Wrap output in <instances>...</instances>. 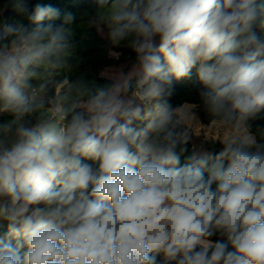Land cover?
<instances>
[{"label":"clouds","instance_id":"1","mask_svg":"<svg viewBox=\"0 0 264 264\" xmlns=\"http://www.w3.org/2000/svg\"><path fill=\"white\" fill-rule=\"evenodd\" d=\"M9 3L0 264H264V0H92L81 18L133 74L65 76L47 101L39 69L72 71L77 16ZM194 69L197 109L174 106ZM200 111L218 135L189 154Z\"/></svg>","mask_w":264,"mask_h":264},{"label":"trees","instance_id":"2","mask_svg":"<svg viewBox=\"0 0 264 264\" xmlns=\"http://www.w3.org/2000/svg\"><path fill=\"white\" fill-rule=\"evenodd\" d=\"M6 0H0V5H3ZM40 3H52L58 7L61 12L60 19L55 21L56 24L63 22V16L66 13H73L77 16L76 24L74 27L75 37V57L72 60L73 69L71 72H60L57 69L42 67L39 69L41 74H52V81L49 84L46 101L53 98L57 93L63 91V89L57 87V84L62 81L65 76L70 77L73 80L84 79L85 81L106 82L113 80L112 78L103 74V71L111 66H119L128 70V68L135 62L134 54L131 49L120 46L113 48L106 39L96 32L95 29H88L86 20L81 18V13L88 8L92 0H31L32 4ZM18 17L12 9L11 4L7 5V10L4 12L0 20L7 22H14ZM258 35L264 40V31H258ZM112 51L118 53L113 55ZM185 82H174L173 95L170 98L171 103L174 106L184 103L198 102L199 83L197 79L196 70L192 72L191 79H186ZM37 81H34L36 83ZM134 82V81H133ZM199 116L203 123L209 124V117L203 111L199 112ZM10 117L7 115L0 116V120H6ZM208 141V140H207ZM204 147L207 151L213 150V145L204 143ZM194 152L193 145L189 144V154ZM6 231V225L0 226V233Z\"/></svg>","mask_w":264,"mask_h":264},{"label":"rangeland","instance_id":"3","mask_svg":"<svg viewBox=\"0 0 264 264\" xmlns=\"http://www.w3.org/2000/svg\"><path fill=\"white\" fill-rule=\"evenodd\" d=\"M113 55H118V53L112 51ZM135 62L127 69L119 67V66H111L106 68L103 71V74L112 78L113 80L117 78V76L121 73H127L128 75L133 74V66ZM187 80H181L179 82H185ZM135 83V82H133ZM186 106L191 108L192 110L197 109V104L194 103H184ZM191 129V143L193 145L194 152L197 151H207L204 147V143L207 140L215 139L218 135V130L213 126V124L210 122L209 124L203 123L200 116L195 119L190 125Z\"/></svg>","mask_w":264,"mask_h":264}]
</instances>
